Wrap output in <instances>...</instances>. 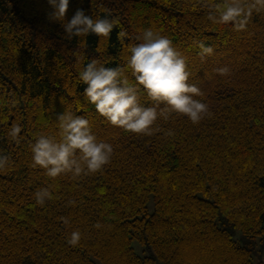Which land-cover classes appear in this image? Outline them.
Segmentation results:
<instances>
[{"label":"trees","instance_id":"16d2710c","mask_svg":"<svg viewBox=\"0 0 264 264\" xmlns=\"http://www.w3.org/2000/svg\"><path fill=\"white\" fill-rule=\"evenodd\" d=\"M216 2L70 0L69 20L80 8L120 19L110 40L91 34L82 47L85 38L69 39L48 19V0H0V154L10 157L0 171V264H264V13L236 32L208 19ZM149 27L187 57L212 113L199 124L174 113L151 135L125 132L85 99L79 70L92 59L123 66L127 44ZM200 40L215 49L206 59ZM66 110L113 144L102 171L52 178L31 167L30 144L57 134ZM13 123L23 125L20 143L8 135ZM41 187L53 192L43 206ZM77 229L73 247L67 237Z\"/></svg>","mask_w":264,"mask_h":264},{"label":"clouds","instance_id":"9594fccd","mask_svg":"<svg viewBox=\"0 0 264 264\" xmlns=\"http://www.w3.org/2000/svg\"><path fill=\"white\" fill-rule=\"evenodd\" d=\"M48 3L51 5L48 19L60 22L69 39L85 38L80 42L82 47L91 34L110 40L114 28L120 25L118 17L94 18L83 8L77 9L69 20L70 0H48ZM260 13H264V0H218L210 6L207 16L214 24L231 25L234 31L242 32L247 30L253 15ZM127 36V31L121 28L118 39L125 43ZM136 39L138 43L127 44L123 66L109 67L99 59H92L79 70V80L86 85L84 97L96 112L112 126L143 135L153 134L156 121L161 117L168 120L174 113L186 116L193 124L210 116V105L197 98L203 96L202 90L190 83L188 59L173 39L152 27L144 29ZM197 43L202 59L214 53L212 45L203 40ZM77 60H82L79 53ZM216 71L226 76L230 68L225 65ZM142 94H146L150 104L141 101ZM22 128L20 123L11 125L8 135L12 141L21 142ZM166 135L174 132L169 129ZM30 149L31 167L42 168L52 178L68 173L73 178L95 174L111 162L114 154L113 144L97 137L90 119L67 110L58 117V133L36 135ZM8 167L10 157L0 154V171ZM34 196L36 203L43 206L53 198V192L50 187H41ZM62 219L65 225H70L69 218ZM96 227L101 225L98 223ZM82 235L80 230H73L67 243L78 246Z\"/></svg>","mask_w":264,"mask_h":264},{"label":"rangeland","instance_id":"374dc122","mask_svg":"<svg viewBox=\"0 0 264 264\" xmlns=\"http://www.w3.org/2000/svg\"><path fill=\"white\" fill-rule=\"evenodd\" d=\"M153 208H154V204H153V202H151L150 203V209H151V211L153 210Z\"/></svg>","mask_w":264,"mask_h":264}]
</instances>
